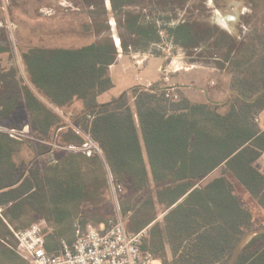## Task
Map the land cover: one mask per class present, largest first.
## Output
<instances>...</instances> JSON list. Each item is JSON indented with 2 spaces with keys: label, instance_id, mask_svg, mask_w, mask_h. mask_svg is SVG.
<instances>
[{
  "label": "trees",
  "instance_id": "1",
  "mask_svg": "<svg viewBox=\"0 0 264 264\" xmlns=\"http://www.w3.org/2000/svg\"><path fill=\"white\" fill-rule=\"evenodd\" d=\"M190 1L109 0L108 11L105 0H81L89 18L85 30L94 36L93 42L75 48L25 49L20 56L27 84L17 68L0 67V264H9L14 253L8 248L12 247L8 238L14 239L10 228L20 231L44 221L45 250L53 254L61 241L73 243V225L107 227L108 221L91 208L108 198L110 184L120 194L129 183L136 194L135 201L123 197L118 203L122 216L133 211L142 218L134 221V230L153 216L151 184L158 202L169 208L221 165L264 211V174L253 167L264 154V130L255 123L264 111V36L256 32L253 37L233 36L201 18V10V15L190 12L179 19L175 11ZM110 14L122 53L151 51L162 56L154 46L169 42L186 52L189 64L227 73L229 96L220 103L197 104L180 95L171 101L156 84L150 89L132 87L98 104L97 97L112 88L108 68L119 50L111 36ZM9 52L0 44V55ZM76 101L81 109L74 121L63 122L57 110ZM20 109L27 113V123L14 120L10 129L28 124L43 141L51 140L54 130L65 131L61 133L65 150L56 155L50 146H41L43 166L32 162L25 171L14 161L22 142L6 132L5 124ZM81 133L97 144L100 153L79 150L85 142ZM232 190L224 178L204 187L198 197L200 209L204 215L218 216L224 227L209 229L213 244L201 235L171 264L229 263L240 238L253 229L251 212ZM138 197L144 198L139 206ZM188 211L187 198L173 213L182 218L197 214ZM179 231L188 237L183 223ZM235 264H264V234L245 244Z\"/></svg>",
  "mask_w": 264,
  "mask_h": 264
},
{
  "label": "rangeland",
  "instance_id": "2",
  "mask_svg": "<svg viewBox=\"0 0 264 264\" xmlns=\"http://www.w3.org/2000/svg\"><path fill=\"white\" fill-rule=\"evenodd\" d=\"M108 4L109 0H105V7L110 11V4ZM199 10L204 13L201 18L215 23L233 36L247 38L249 35L253 37L255 32L264 36V0H191L186 7L175 11L174 14L181 19L188 16L190 12L194 15H201ZM87 16V11L81 0H0V44L8 46L10 49L9 53L0 55V67L6 71L17 68L19 77L25 82L26 75L23 71L20 53L34 46L75 48L93 42L94 36L85 30V24L89 22ZM99 19L102 20V18ZM108 24L111 36L117 38L116 24L111 14L108 17ZM166 44L165 50L169 48V52L174 57L171 56L172 58L165 60L164 64L171 60L176 63L182 61L186 68L181 70L179 75H171L172 82L177 77L187 81L188 77H194L197 79L198 87L197 85L196 87L206 92H209L207 83L210 79H215L218 82V88L223 86V79L220 76L212 75L207 70L196 68L188 74V68L191 66L204 65L202 63L189 64L186 52L174 47L169 42ZM180 58L182 60H179ZM161 64V56L150 55L139 73L143 79L141 84L145 85L147 80L149 82L158 81V67ZM133 76L134 71L128 73L129 83ZM132 84L138 86V83L132 82ZM118 91L119 87L111 90L110 95L117 97ZM21 110L23 109L18 110L15 118L5 122L9 130H2H7L6 132L21 140L22 145L14 155V161L20 171H25L32 162L40 167L43 166V158L38 156L41 146H50L51 153L60 155L65 150L64 145L66 144L62 141L61 136V133L65 131L54 130L53 138L43 141L36 137L28 124L20 129H10L11 122L14 120L20 123L26 122L28 115L24 110ZM78 112L79 108L76 102L66 109L57 110L62 121L69 123L74 121ZM135 196L136 194L129 183L123 185L120 194L115 192L114 186H111L108 198H105L104 202L96 208L92 207V213L107 221L112 220L116 218L119 200L124 197L131 198L133 201ZM247 206L255 219L253 228L264 227V211L252 201ZM8 241L10 246L16 247L15 238L9 237Z\"/></svg>",
  "mask_w": 264,
  "mask_h": 264
},
{
  "label": "crops",
  "instance_id": "3",
  "mask_svg": "<svg viewBox=\"0 0 264 264\" xmlns=\"http://www.w3.org/2000/svg\"><path fill=\"white\" fill-rule=\"evenodd\" d=\"M132 56L133 53L124 54L122 53V51H118V56L116 61L108 68V76L112 82V88L97 97L98 104H105L110 102L112 99L116 98L115 96L110 95L111 90H114L119 87V91L116 94L118 97L121 93L128 91L132 87L137 86L136 84H132V82L133 83L135 82L134 76L136 73L134 69V61ZM161 58H162V64L159 65L158 67V73H159V68L165 62V58L163 56H161ZM147 61L148 59L145 60L144 64ZM196 68L207 70L214 76H220L224 81L223 86L221 88H218V82L215 79H210L209 82L207 83L209 92L202 91L200 88H197L198 87L197 79H194V77L191 78L188 77V81L180 77H177L175 80H173V82L170 77V81L167 86L175 87L180 96L186 98L192 103L204 104L209 102L212 103L223 102L230 94V89H229L230 76L223 71H219L212 67H204V66H195V67L191 66L190 68H188V71L187 70L186 71L188 72V74H190L192 70ZM131 71H134V76L131 79V83H129L128 81L129 78H127V76L129 72L131 73ZM179 72L174 73L173 75H179ZM159 79H160V73H159L158 81L149 82V80H147L145 85L159 84L161 85V87H163L164 85H162L159 82ZM145 85L141 84L140 86H145ZM76 104H78V108L81 109V102L76 101ZM258 116L260 118L259 127L260 129L264 130V111L261 112ZM253 167L262 174H264V154L257 161L253 163ZM225 168H226L225 165H221L215 170H213L206 177L199 180L197 184H195L192 188H190L184 196H182L174 205L170 206L169 208H166L163 204L158 202L155 196L154 187L151 184L150 189L153 193L152 196H153V205H154L153 216L143 225H138L137 230H134L132 224L134 223V221L135 222L137 221V223H139L140 219L142 221V218L141 217L139 218L140 215H136V213H134L133 211H129L126 213V215L122 216L125 229L128 233H136V232L144 231L145 235L142 240L141 248L153 256L155 260V264H161L162 259L167 260L171 264L173 260L176 259V256L180 252H182L183 247H185V245L187 246V244L189 245L190 243L196 241V239L198 238L200 239L201 235L204 236L205 241L207 243H212V238L214 237V235L210 234L209 229L216 227L218 228L224 227V224L220 221L218 216L212 214L204 215L200 209L201 203L198 197L201 195L204 187H206L213 181L218 180L220 178H224L225 181L232 186L233 189L232 194H234L238 198L242 206L246 207L247 210L251 212L247 204H250L251 201L254 202V204H256V201L251 198L249 193L244 190L241 184L236 179H234L225 170ZM187 198H188V210L196 211L197 214L188 215V217L182 218L179 214L173 212ZM143 199H144L143 197L137 198L136 201L138 206L139 204H141ZM138 206L135 209H137ZM249 222L252 226L255 225V219L253 215L252 218L249 220ZM180 223H183L185 225V229L186 231H188L189 234L188 237H186L187 235L184 236L185 232L179 231ZM72 227L75 228L76 231L77 226L73 225ZM93 227L101 228L106 226L104 224H100L98 226H93ZM253 229H257V228L254 227ZM195 231H197L196 234ZM182 233L184 235H182ZM74 239H75V233H74ZM221 247H223V245ZM8 248L14 252V253L12 252L14 255L13 254L10 255L11 259L9 261L10 262L9 264H25L23 260L19 257V255L16 253V247L15 248L8 247ZM174 251L176 252V255L174 254ZM0 263L3 262L1 261Z\"/></svg>",
  "mask_w": 264,
  "mask_h": 264
},
{
  "label": "built area",
  "instance_id": "4",
  "mask_svg": "<svg viewBox=\"0 0 264 264\" xmlns=\"http://www.w3.org/2000/svg\"><path fill=\"white\" fill-rule=\"evenodd\" d=\"M112 38L119 49L118 51H121L118 37L113 36ZM165 45H167L166 42H162L155 45L154 49L160 51L165 60H168L174 56L169 52V48L165 50ZM151 53V51L148 53H133L132 57L136 72L134 80L139 85L142 83L139 73L145 60L152 55ZM182 63V61L176 63L171 60L159 68V82L164 85L165 97L171 101H178L179 94L175 87L167 85L171 75L186 69ZM141 87L150 89L152 85L147 84ZM255 123L260 125L259 116L255 117ZM81 135L84 137L85 142L79 149L80 151L88 155L91 152L100 153L97 144L88 135L83 133ZM110 185L112 186V184ZM117 209L116 218L110 220L107 227L97 228L90 225H87L84 229L77 227L73 243L69 244L66 241H61L59 251L53 254L47 253L44 248V238L42 236L44 221L33 223L20 231L10 228L16 240V253L25 264H155L153 256L141 250L145 235L144 231L128 233L119 208Z\"/></svg>",
  "mask_w": 264,
  "mask_h": 264
},
{
  "label": "water",
  "instance_id": "5",
  "mask_svg": "<svg viewBox=\"0 0 264 264\" xmlns=\"http://www.w3.org/2000/svg\"><path fill=\"white\" fill-rule=\"evenodd\" d=\"M260 234H264V227L253 229V230H250V231L244 233L243 236L240 238L239 242L237 243L228 264H235L239 254H240L241 250L243 249V247L245 246V244L251 238H253L257 235H260Z\"/></svg>",
  "mask_w": 264,
  "mask_h": 264
},
{
  "label": "bare ground",
  "instance_id": "6",
  "mask_svg": "<svg viewBox=\"0 0 264 264\" xmlns=\"http://www.w3.org/2000/svg\"><path fill=\"white\" fill-rule=\"evenodd\" d=\"M109 5V4H108Z\"/></svg>",
  "mask_w": 264,
  "mask_h": 264
}]
</instances>
